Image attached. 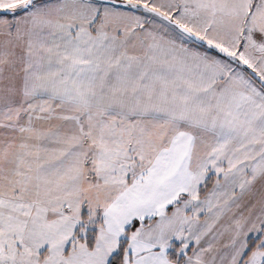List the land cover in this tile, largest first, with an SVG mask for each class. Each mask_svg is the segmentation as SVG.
Here are the masks:
<instances>
[{"label": "snow or ice", "instance_id": "1", "mask_svg": "<svg viewBox=\"0 0 264 264\" xmlns=\"http://www.w3.org/2000/svg\"><path fill=\"white\" fill-rule=\"evenodd\" d=\"M0 264H264V0H0Z\"/></svg>", "mask_w": 264, "mask_h": 264}]
</instances>
